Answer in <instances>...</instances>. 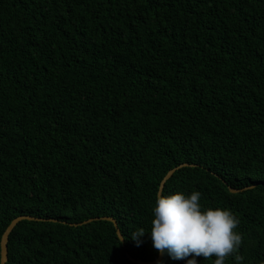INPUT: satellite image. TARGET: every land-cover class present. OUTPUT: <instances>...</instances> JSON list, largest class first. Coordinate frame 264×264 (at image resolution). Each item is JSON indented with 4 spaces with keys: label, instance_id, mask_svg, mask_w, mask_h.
Returning a JSON list of instances; mask_svg holds the SVG:
<instances>
[{
    "label": "trees",
    "instance_id": "trees-1",
    "mask_svg": "<svg viewBox=\"0 0 264 264\" xmlns=\"http://www.w3.org/2000/svg\"><path fill=\"white\" fill-rule=\"evenodd\" d=\"M182 163L162 193L229 209L240 264H264V0H0V237L45 218L13 227L5 264L153 260ZM101 216L123 241L76 224Z\"/></svg>",
    "mask_w": 264,
    "mask_h": 264
},
{
    "label": "clouds",
    "instance_id": "clouds-1",
    "mask_svg": "<svg viewBox=\"0 0 264 264\" xmlns=\"http://www.w3.org/2000/svg\"><path fill=\"white\" fill-rule=\"evenodd\" d=\"M200 197L199 191L188 195L157 192L150 228L153 247L173 259L186 260V264H197L195 257H215L213 264H225L233 255L240 264L243 256L238 249L243 238L236 231L239 220L226 208L202 209ZM144 233L143 228L133 231V240L139 242Z\"/></svg>",
    "mask_w": 264,
    "mask_h": 264
},
{
    "label": "water",
    "instance_id": "water-1",
    "mask_svg": "<svg viewBox=\"0 0 264 264\" xmlns=\"http://www.w3.org/2000/svg\"><path fill=\"white\" fill-rule=\"evenodd\" d=\"M187 165L186 163H182L179 164L178 166H175L173 168H170L165 174L164 176L161 178L159 185H158V191L157 192H162V188L164 186L165 181L172 175V173L174 172V170H176L177 168ZM229 190L231 192H236L240 189H236V188H232L229 187ZM97 219H103V220H108L111 221L113 223V226L115 227V231L116 234L119 238L120 241H123V237L117 227V223L115 221L114 218L110 217V216H101V217H92V218H88L82 222L76 223V224H81V223H86V222H90L91 220H97ZM20 220H45V218H39V217H34V216H30V215H18L16 217H14L13 219H11V221L7 224V226L5 227V229L3 230L1 237H0V264H5V262L7 261V240H8V235L11 232V230L13 229V227L20 221ZM55 220V219H53ZM74 224L75 223H71ZM127 258L136 264H158L163 256V253L159 252L157 253L156 258H154L153 260H141L139 258H135L133 256H131L130 254L126 253Z\"/></svg>",
    "mask_w": 264,
    "mask_h": 264
}]
</instances>
